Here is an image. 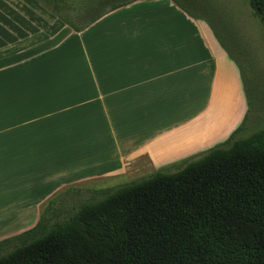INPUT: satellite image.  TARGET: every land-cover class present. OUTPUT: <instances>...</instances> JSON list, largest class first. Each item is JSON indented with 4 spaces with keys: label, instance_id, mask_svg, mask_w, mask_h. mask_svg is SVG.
I'll use <instances>...</instances> for the list:
<instances>
[{
    "label": "crops",
    "instance_id": "0c3cea01",
    "mask_svg": "<svg viewBox=\"0 0 264 264\" xmlns=\"http://www.w3.org/2000/svg\"><path fill=\"white\" fill-rule=\"evenodd\" d=\"M202 22L172 0H132L79 32L60 26L52 33V22H40L44 32L32 40L23 28L27 39L17 51L31 50L37 39L46 45L0 68V78L23 79L22 94L10 102L15 106L0 109V137L22 144L33 134L40 151L77 163L37 180L29 191L34 198L21 205L27 208L19 220L28 228L23 232L65 185L106 182L99 175L111 168L132 173L172 161L217 145L237 127L246 102L238 118L237 93L219 78L220 58ZM22 146L11 143L8 151ZM15 218L13 203L0 207V235L14 231Z\"/></svg>",
    "mask_w": 264,
    "mask_h": 264
},
{
    "label": "trees",
    "instance_id": "16d2710c",
    "mask_svg": "<svg viewBox=\"0 0 264 264\" xmlns=\"http://www.w3.org/2000/svg\"><path fill=\"white\" fill-rule=\"evenodd\" d=\"M248 4L264 27V0ZM65 24L79 32L90 22ZM0 264H264V128L173 174L105 191L62 220L40 216L0 241Z\"/></svg>",
    "mask_w": 264,
    "mask_h": 264
},
{
    "label": "rangeland",
    "instance_id": "374dc122",
    "mask_svg": "<svg viewBox=\"0 0 264 264\" xmlns=\"http://www.w3.org/2000/svg\"><path fill=\"white\" fill-rule=\"evenodd\" d=\"M27 1L37 7L29 6ZM126 1L128 0H0V68L38 55L46 45L45 39H37L31 43V50L17 51L21 50L27 39H23L27 37V34H23V28L30 29L29 38L33 40L39 35L37 33L43 31L39 26L40 22L42 24L52 22L49 26L52 33L58 31L60 26L71 30V27L65 23L74 27H83L111 7ZM176 1L190 14L203 21L211 44L220 58L219 78H222L223 83L229 82L228 85L226 84L228 88L230 90L232 88L233 93H237V99L233 95V100L234 103H239L241 113L239 112L238 118L246 102L244 117L240 118L237 127L217 145H203L172 161H162L152 166L142 165L132 173H126L118 167L111 168L109 174L105 172L99 175L103 178L100 180L106 182L89 181L63 186L40 206V216L46 223L59 221L73 214L82 203L101 200L105 191L148 179L158 172L173 174L189 163L199 160L209 150L226 146L233 140L245 138L264 128V27L253 16L248 0ZM29 10H31V18H28ZM7 16L13 19V23L6 22ZM40 16L44 19H40ZM8 33L11 37L14 36V39H8ZM17 35L20 37L15 38ZM9 79L0 78V109L2 110L8 105L14 107L15 105L10 102L22 94L23 79L11 78L10 82ZM234 112L233 107V114ZM236 129L238 130L235 131ZM7 140L5 136L0 137V207L13 203L15 220L19 222L27 211V208H22L21 205L27 204L34 198L29 191L37 180L41 176L51 175L55 168H66L74 159L71 160L68 155L61 153H57L55 157L54 153L40 151L34 142L33 134H30L26 141H19L22 144ZM11 143L23 146L20 147L21 149L8 151V145ZM76 167L77 163L71 162L68 170ZM33 219L34 217H31V220ZM17 222L13 226L14 231L0 235V241L17 236L23 232L22 228H27L25 224L20 225L22 223Z\"/></svg>",
    "mask_w": 264,
    "mask_h": 264
}]
</instances>
